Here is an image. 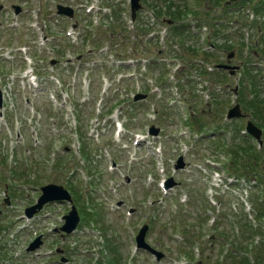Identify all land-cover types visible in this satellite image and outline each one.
<instances>
[{"label":"rangeland","instance_id":"1","mask_svg":"<svg viewBox=\"0 0 264 264\" xmlns=\"http://www.w3.org/2000/svg\"><path fill=\"white\" fill-rule=\"evenodd\" d=\"M256 1L250 0L246 8L254 11ZM7 2L8 0L5 4ZM31 4L33 10L38 3ZM54 4L55 2L42 0V9H45L47 14ZM220 13L219 9L216 16ZM257 14L261 17L259 19L254 14L258 24L263 25L264 12ZM237 16L234 14V17L229 16V19ZM8 21L7 12H0V34L3 39L0 40L1 47L11 41L21 45L32 35L13 29L12 32L8 28L5 31L3 25L6 26ZM258 24H248L250 36L254 40L258 36ZM245 29L246 34L248 28ZM21 34L24 42L20 41ZM59 41L62 40L54 41L50 37L47 45L51 47L52 43ZM245 44V50L250 51L252 62L263 58L259 55L253 56L256 50L252 49L253 44ZM31 49L38 48L33 45ZM261 50H264V46ZM38 54L42 57L49 56L39 49ZM17 59L15 62H5L7 71L0 70V87L2 86V91L7 95L5 111L0 113L5 118L3 120V117H0V264H105L109 253L102 236L106 244L108 239L114 241L119 256H124L121 258L122 264H134L135 261H138V264H197L200 253L202 264H205V257H208L207 264H221L231 255L240 257L248 253V250H240L237 244H226L228 242L223 241L222 234L226 239L235 234L232 219H241L246 213L252 217L254 211L250 213L252 210L249 197L251 193H259L258 180L257 184L252 177L250 182L247 180V194L242 197L248 202L244 215L239 205L243 201L239 196H235L237 194L225 196L220 195V192L215 200L218 201L216 209L210 210L206 199L207 195L211 194L210 173L213 169L208 166L210 158L218 162L217 166L220 168L227 162L223 147L215 148L214 144L231 140L239 133L242 125H246V121L235 122V126L231 125L220 138L217 135L215 140L204 139L200 144L193 143L192 139L189 141L180 138L179 134L181 117L185 116L187 106L182 97L178 98L177 104H173L171 99L174 97L169 98L163 93L157 95H165L162 100L149 96V99L142 101L139 106H132L126 99V94L136 88L135 81L125 80L119 84L112 70L110 74L100 70L94 74L92 83L90 77L77 72V68L69 67L66 70L65 63L54 68L48 61L39 62V70L43 72L48 69V73L38 75L41 83L39 82V87H34L27 81L30 76H21L25 66L22 65L21 58ZM98 59H101L102 65L111 67L108 59L100 56L99 52L95 54L94 61ZM240 59V56L233 59L232 64H237ZM92 67L94 66L85 65V70L90 74L91 70L87 69ZM8 74L10 75L6 76ZM98 75H101L100 81ZM47 77L49 81L46 80ZM141 78L147 81L150 76H138L139 84ZM221 79L223 85L235 84L234 77L228 74L222 75ZM261 85L263 89L264 82ZM93 86H98V89H112L107 92L108 96L104 97V103L101 100L97 102L95 115H92L90 122L86 121L87 133L91 139L87 141V145L94 156L93 160H88V157L86 162L80 153L74 105L78 98H88ZM95 87L93 88L97 90ZM185 95L189 99L191 93L187 91ZM99 97L101 94L98 93L97 98ZM117 99H122L121 105L126 106L125 110L117 109V115L104 114L111 105H120L121 102ZM108 100L109 104L105 107ZM222 101H226L228 108L235 103L229 91ZM164 108L168 111H161ZM82 109L88 116L92 105ZM153 110L154 113L161 111L155 121L151 118ZM120 122L124 124L122 132L118 133L117 125ZM152 123L163 128L162 140L159 142L162 145V153H156L154 145L132 142L133 133L142 131ZM183 142L188 144L186 148ZM183 150L192 151L184 156L186 167L177 170L174 167L178 157L183 155ZM114 156L119 161L116 165L113 164ZM162 164L165 173H162ZM262 169L264 168L261 167ZM169 178L174 182L166 189ZM47 183L65 186L77 200H81L86 215L89 214L88 211L91 214L88 220L81 216L77 235L70 237L71 234H68L63 242L61 233L54 234L51 228L53 225L61 227V217L70 209L68 204L63 205L61 211L57 207L49 206L42 213V217L29 220L24 216L25 207L34 202L32 197H37L41 193L40 187ZM6 185L9 186L8 191L13 201L7 195ZM4 192L6 196H3ZM16 196L20 197L18 201H14ZM119 203L122 205L119 206ZM129 208H132V212ZM207 216L211 218L209 224L206 222ZM146 223L150 226L148 243L165 254L160 261L149 251L136 250L135 236ZM222 230L225 233H221ZM36 232L38 235L43 234V244L35 252H27L29 244L40 238H35ZM187 241L194 242L193 247H190L195 251L196 258L191 260L184 255L179 257L184 248H187ZM79 244L81 245L78 248ZM75 247L79 251L78 255H74ZM57 249L64 251L58 253ZM66 257H70L71 262L66 260Z\"/></svg>","mask_w":264,"mask_h":264},{"label":"trees","instance_id":"2","mask_svg":"<svg viewBox=\"0 0 264 264\" xmlns=\"http://www.w3.org/2000/svg\"><path fill=\"white\" fill-rule=\"evenodd\" d=\"M210 1L214 3H218L221 0H210ZM172 14L174 16L175 15L179 16V12H173ZM249 74L251 75V72ZM76 106H77V117L80 124V132L82 133L83 132L82 127H85L86 120L89 117H87V113L83 112L82 110L84 103L78 104ZM252 106L255 107L254 104H252ZM258 106L256 105L255 108L256 112L258 111ZM262 124L264 125V117L262 119ZM82 137H85V135ZM227 151L232 153V157H233L232 166L236 172L238 171L244 176H256L261 181L264 182L262 175L260 177L257 170V168H259L258 166L264 160L262 150H258L255 145L251 144L250 142H247V140L240 141L239 139V140H235L233 142V145L231 144L227 148ZM82 152L85 156L90 155L86 145L83 146ZM260 196H263V200L259 202L258 198ZM260 196H256L253 199L254 206L257 209V215H256V218L258 220L257 227L255 228L254 226H252L248 220H244L242 223L241 222L239 223L241 228L240 237H235L234 235L229 237L227 235L228 239L225 238L226 242L230 243V245H232L233 243L237 244L236 246L242 251L251 250L253 252L252 257L247 255H241L240 257L231 255L227 260L223 261L225 263L222 262L223 264H264V194L261 193ZM221 233H225V231L222 230ZM222 236L225 237L224 234H222ZM255 236L259 237L258 241L255 240ZM250 244L251 247H249ZM108 248L111 252L110 255L112 257V261H114L111 262L110 264H115V263L119 264L120 262L119 250L118 247L115 245L114 241L108 239ZM185 252L188 255L192 256L191 251L188 252L186 250ZM207 258L208 257L204 258L205 264H207L208 262Z\"/></svg>","mask_w":264,"mask_h":264},{"label":"water","instance_id":"3","mask_svg":"<svg viewBox=\"0 0 264 264\" xmlns=\"http://www.w3.org/2000/svg\"><path fill=\"white\" fill-rule=\"evenodd\" d=\"M132 3H133V17H135L136 10L138 8H140L139 0H132ZM19 10H20V8L17 7V12ZM59 13H65L66 15L73 16L74 11L70 7L59 6ZM144 97H145V95L139 94V95H137L136 99L138 100V99L144 98ZM0 105H2L1 95H0ZM241 115H242V113H241V110H240V106L237 105V106H235L233 109H231L229 111V115L228 116L229 117H237V116H241ZM248 129L256 137H258V138L260 137L261 131L257 127H255L252 123H250L248 125ZM154 131H155V133L158 132V130H154ZM183 165H184V163H183L182 158H181L179 160V166L182 167ZM45 191H46V196H45V198H42L41 202H43L45 200L68 199V198H70L69 194L65 190H63L61 187H58V186H53V185L48 186V187L45 188ZM30 214H32V213H30ZM78 221H79V219H78V216H77V212H76V210H73L71 212L70 216H68L69 225L67 227V230L69 232H71L76 227ZM145 232H146V227L138 235V241H139V243L142 246L149 247V249L151 251H154V249H152L150 246H148V245H146L144 243ZM32 248H34V247L32 246ZM155 253L159 257L162 256V254L159 253V252H155Z\"/></svg>","mask_w":264,"mask_h":264}]
</instances>
